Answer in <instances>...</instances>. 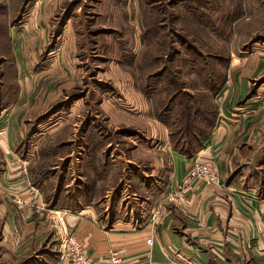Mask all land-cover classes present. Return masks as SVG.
I'll use <instances>...</instances> for the list:
<instances>
[{
	"label": "rangeland",
	"instance_id": "obj_1",
	"mask_svg": "<svg viewBox=\"0 0 264 264\" xmlns=\"http://www.w3.org/2000/svg\"><path fill=\"white\" fill-rule=\"evenodd\" d=\"M5 85L16 89L3 91ZM262 100L264 0H0V102H22L21 111H12L20 117L38 112L27 126L30 136L46 134L30 155L31 165L45 166V211L87 206L84 187L78 198L67 193L72 175L87 177L92 200L121 178L132 180L133 165L154 172L159 164L162 175L163 149L197 151L227 106L233 111L247 103L248 116V106ZM47 116L53 123L45 124ZM260 138L251 142L259 152L249 165L263 186ZM82 147L87 155L73 165L82 170L51 180L52 162ZM156 186L159 196L163 181ZM18 199L12 196L13 211L25 207ZM26 207L35 211L39 204ZM50 223L47 247L60 248V229ZM16 238L13 233L10 244L17 263L46 252L45 246L36 251L33 240L15 252Z\"/></svg>",
	"mask_w": 264,
	"mask_h": 264
},
{
	"label": "crops",
	"instance_id": "obj_2",
	"mask_svg": "<svg viewBox=\"0 0 264 264\" xmlns=\"http://www.w3.org/2000/svg\"><path fill=\"white\" fill-rule=\"evenodd\" d=\"M11 102H0V264H15L20 260L12 259L18 258L10 244L13 233L20 243L15 252L22 253L31 240L37 245L36 251L47 248L45 253L40 250L32 262L25 258L17 264H56L59 243L53 245V242L51 248L47 247L50 243H46L45 235L48 230H51L48 235L53 234L50 222L58 225L55 210L59 211V204L44 210L47 184L42 169L45 166L30 164V155L33 157L46 134L41 130L28 135L27 125L32 122L29 120H35L38 112L28 111L22 117L15 112L14 116L12 111L22 102ZM258 103L248 106L250 115L251 112L259 115L255 120L243 114L247 103L232 107L233 111L227 106L224 111L229 115L221 111L217 128L204 146L192 154L163 149L167 169L165 166L160 176L157 175L159 164H155L159 171L154 172L140 171L139 165H133L137 167V174L132 180L121 178L116 189L111 188L103 195L95 192L92 200L85 182L87 177L72 175L71 183L65 186L67 193L78 198L84 187L87 206L75 211L64 209L63 213L67 226L84 240L88 254L100 264H107L110 251H120L133 264H264V185L254 181L255 175L250 170L253 167L249 165L259 152L251 142L264 137V100ZM45 118L48 124L55 117ZM72 140L77 143L79 138ZM83 140L80 145L87 146ZM86 148H73L66 157H57L59 162H52L48 167L53 173L51 180L57 177L60 180L66 170L67 174L81 171L79 165L73 166L74 158L82 162L87 154L81 152H86ZM41 156L43 153H39ZM197 158L217 163L222 185L215 186L201 179L182 206L167 204L155 216L162 195L166 196L182 182ZM128 161L135 163L132 159ZM95 166L89 165L90 172ZM161 180L164 190L156 196V185ZM12 196L39 207L35 211H27L26 206L20 208L22 211H13ZM98 197L103 200L96 205ZM149 239H153L152 245L148 244Z\"/></svg>",
	"mask_w": 264,
	"mask_h": 264
},
{
	"label": "built area",
	"instance_id": "obj_3",
	"mask_svg": "<svg viewBox=\"0 0 264 264\" xmlns=\"http://www.w3.org/2000/svg\"><path fill=\"white\" fill-rule=\"evenodd\" d=\"M201 179L215 186L222 185L216 162L200 158L195 159L182 182L171 188L165 199L159 204L155 216L160 215L167 204L182 206L187 199V195L194 189L196 182ZM17 202L28 207L35 205L34 202L28 203L24 199H18ZM65 215L63 211L55 210V219L62 233H60L61 244L56 264H100L88 254L84 240L71 227L67 226ZM147 242L149 245L154 243L153 239H149ZM107 259V264H133L127 262L120 251H110Z\"/></svg>",
	"mask_w": 264,
	"mask_h": 264
},
{
	"label": "trees",
	"instance_id": "obj_4",
	"mask_svg": "<svg viewBox=\"0 0 264 264\" xmlns=\"http://www.w3.org/2000/svg\"><path fill=\"white\" fill-rule=\"evenodd\" d=\"M10 88H11L10 91H13V88L16 89V86L13 85V86L10 87V86L5 85L3 91H8L7 89H10ZM5 102H7V101H3V103H5ZM8 102H10V101H8ZM216 124H217V123H216ZM209 136H210V135H209ZM207 138H208V137H206V138L204 139V141H206ZM204 141H203V144H202L201 148H202V147L204 146V144H205ZM201 148H200V149H201ZM180 151H181V150H180ZM197 151H198V150H197ZM182 152L187 153V154H192V153L196 152V150H195V151H191V152H190V151H182Z\"/></svg>",
	"mask_w": 264,
	"mask_h": 264
}]
</instances>
